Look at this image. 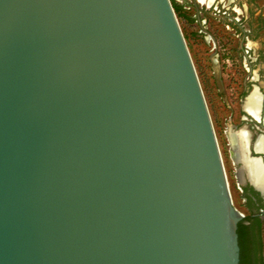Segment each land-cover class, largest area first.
<instances>
[{"label": "water", "instance_id": "obj_1", "mask_svg": "<svg viewBox=\"0 0 264 264\" xmlns=\"http://www.w3.org/2000/svg\"><path fill=\"white\" fill-rule=\"evenodd\" d=\"M243 214L170 0H0V264H239Z\"/></svg>", "mask_w": 264, "mask_h": 264}, {"label": "flooded vegetation", "instance_id": "obj_2", "mask_svg": "<svg viewBox=\"0 0 264 264\" xmlns=\"http://www.w3.org/2000/svg\"><path fill=\"white\" fill-rule=\"evenodd\" d=\"M202 3L205 7L206 19L204 22L199 18L201 32L204 40L211 46L209 60L214 66L215 75H218L217 64H220L218 52L219 40L217 34L224 36L222 43L223 61L231 67L236 61L242 67V90L239 96L240 109L243 113L242 120L247 126L239 128L246 129L250 134L249 155L259 157L260 163L264 166V144L262 151L254 149V141L262 135L264 137V0H194ZM199 15V12H197ZM207 18L216 20L212 27L207 24ZM216 50V51H215ZM232 76L237 75V70L231 72ZM234 79H237L236 77ZM255 89L261 95L260 117L257 119L244 109V101ZM231 145V144H230ZM232 151V148H231ZM237 156V155H236ZM233 159L235 158L232 152ZM238 181L241 200L244 208L252 216L251 221H245V234L249 243V264H264V197L261 188L250 182L249 174L245 164L240 160ZM244 181H242V176ZM263 191V190H262ZM244 216L246 214H243ZM261 226V227H260ZM260 228V229H259Z\"/></svg>", "mask_w": 264, "mask_h": 264}, {"label": "rangeland", "instance_id": "obj_3", "mask_svg": "<svg viewBox=\"0 0 264 264\" xmlns=\"http://www.w3.org/2000/svg\"><path fill=\"white\" fill-rule=\"evenodd\" d=\"M175 7V14L177 16L181 31L188 46L199 82L206 100L209 114L212 120L215 131L217 143L222 157V162L227 177L228 187L231 195L233 205L243 212L247 213L243 206L238 181L239 163L237 161V147L233 145L229 138V133L237 134V130L247 126L242 120L243 113L240 109L239 96L242 90V67L236 61L230 67L228 63L224 62V55L222 43L224 36L217 34L219 40L218 52L220 54V64H217L218 75H215L214 66L209 60L211 46L205 42L204 34L201 32L199 18L204 22L206 19L205 7L202 3L198 4L194 0H170ZM203 2V0H201ZM199 12V15L198 13ZM213 27L217 22L207 18V24ZM216 51V50H215ZM223 58V59H222ZM237 70V75L232 76L231 72ZM231 144V145H230ZM232 148V151H231ZM232 152L236 159H233ZM264 235V223H263Z\"/></svg>", "mask_w": 264, "mask_h": 264}, {"label": "bare ground", "instance_id": "obj_4", "mask_svg": "<svg viewBox=\"0 0 264 264\" xmlns=\"http://www.w3.org/2000/svg\"><path fill=\"white\" fill-rule=\"evenodd\" d=\"M261 95L255 89L244 101V109L253 117H260ZM233 145L237 147V159H240L246 166L250 181L264 192V166L261 165L259 157L249 155L250 134L246 129L240 130L237 134L229 133ZM264 137L260 135L255 139L253 147L256 151H262Z\"/></svg>", "mask_w": 264, "mask_h": 264}, {"label": "trees", "instance_id": "obj_5", "mask_svg": "<svg viewBox=\"0 0 264 264\" xmlns=\"http://www.w3.org/2000/svg\"><path fill=\"white\" fill-rule=\"evenodd\" d=\"M172 6L175 11L174 5ZM251 220H252V216L250 215L249 212H247L244 218L237 225V236H238V245H239V264H249V261H250L249 254H248L249 243H248L247 236L245 234L246 225L244 224V222L251 221Z\"/></svg>", "mask_w": 264, "mask_h": 264}]
</instances>
